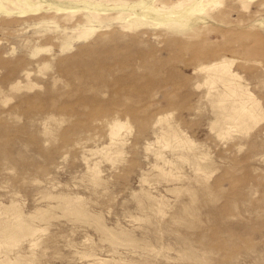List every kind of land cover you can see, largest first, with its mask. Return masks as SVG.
<instances>
[{
	"label": "rangeland",
	"instance_id": "1",
	"mask_svg": "<svg viewBox=\"0 0 264 264\" xmlns=\"http://www.w3.org/2000/svg\"><path fill=\"white\" fill-rule=\"evenodd\" d=\"M0 264H264V0H0Z\"/></svg>",
	"mask_w": 264,
	"mask_h": 264
},
{
	"label": "bare ground",
	"instance_id": "2",
	"mask_svg": "<svg viewBox=\"0 0 264 264\" xmlns=\"http://www.w3.org/2000/svg\"><path fill=\"white\" fill-rule=\"evenodd\" d=\"M154 9H155V8H154ZM132 22H133V20H132ZM84 33H85V32H84ZM84 33H83V34H84Z\"/></svg>",
	"mask_w": 264,
	"mask_h": 264
}]
</instances>
